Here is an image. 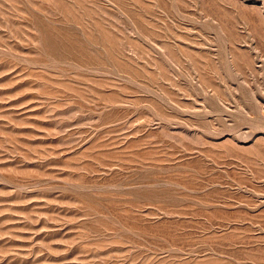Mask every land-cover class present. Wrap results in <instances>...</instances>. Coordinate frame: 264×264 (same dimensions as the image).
Segmentation results:
<instances>
[{"label":"rangeland","instance_id":"1","mask_svg":"<svg viewBox=\"0 0 264 264\" xmlns=\"http://www.w3.org/2000/svg\"><path fill=\"white\" fill-rule=\"evenodd\" d=\"M0 264H264V0H0Z\"/></svg>","mask_w":264,"mask_h":264}]
</instances>
